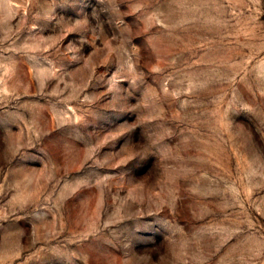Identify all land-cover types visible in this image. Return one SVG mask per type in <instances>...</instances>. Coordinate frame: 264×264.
I'll return each mask as SVG.
<instances>
[{
	"label": "rangeland",
	"instance_id": "1",
	"mask_svg": "<svg viewBox=\"0 0 264 264\" xmlns=\"http://www.w3.org/2000/svg\"><path fill=\"white\" fill-rule=\"evenodd\" d=\"M0 264H264V0H0Z\"/></svg>",
	"mask_w": 264,
	"mask_h": 264
}]
</instances>
